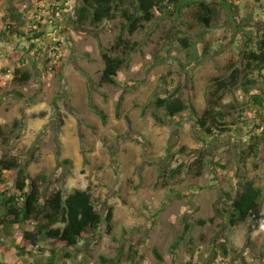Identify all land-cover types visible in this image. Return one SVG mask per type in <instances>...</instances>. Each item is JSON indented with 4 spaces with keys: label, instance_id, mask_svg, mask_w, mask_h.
<instances>
[{
    "label": "rangeland",
    "instance_id": "1",
    "mask_svg": "<svg viewBox=\"0 0 264 264\" xmlns=\"http://www.w3.org/2000/svg\"><path fill=\"white\" fill-rule=\"evenodd\" d=\"M235 1L242 17L252 21L250 28L261 34L264 0ZM76 8V0L24 3L28 21L35 18L37 10L45 19L47 35L38 44L41 50L27 52L30 44L25 41L16 48L17 41L12 46L0 44V156L18 157L44 193L61 190L67 195L69 189L77 187L99 200L103 215L109 206L115 208L116 241L102 228L72 250L71 262L61 259L65 264H101V257L110 261L107 264H188L191 256L187 246L172 250L187 222L192 225V250L197 254L193 264H210L224 236L220 233L222 219L216 216V208L221 206V189L214 165L208 164L202 178L187 174L172 183L180 193H190L184 199L160 184L157 186L162 163L159 157L166 156L168 148L178 153L187 147L199 149L209 157L217 156L226 165L227 190L236 194L239 176L240 190L253 192L260 206L259 219L250 217L228 232L229 255L219 254L214 264H264V147L260 158L250 161L241 172L237 163L239 153L256 129H244L206 145L191 121L162 125L152 117L155 97L171 92L176 84L184 85L185 99L190 88L195 87L197 108L202 111L207 107V96L213 89L210 80L223 75L230 60L238 58L239 39L231 14L225 13L204 37L201 29L179 24L176 30L185 33L180 35L189 40V50L173 41L174 23L170 19L157 18L134 35L126 34L136 50L128 68L120 73V79L131 86L122 89L98 87L105 67L100 47L108 49L114 45L122 20L85 30L73 24ZM54 50L58 51L56 55ZM205 50L208 55L202 56ZM157 54L164 58L163 62H156ZM17 56L29 59L24 69L33 74V81L27 85L12 82L11 73L21 60ZM7 57L11 58L9 62L5 61ZM195 58L201 62L193 70L185 72L178 67L179 62L189 65ZM60 62L62 71L57 76L50 71V65ZM12 91L22 93L24 98L6 94ZM90 99L107 113L106 124L90 108ZM234 100L247 102L241 90L227 95V103ZM259 114L255 117L260 118ZM244 116L248 119L249 114L245 112ZM13 188L15 178L2 185L0 192ZM210 219L213 222H208ZM199 221L207 224L201 226ZM28 228L32 231L34 225ZM18 234L19 230H14L10 239L0 232V241L12 244ZM155 248L164 262L154 256ZM49 249L46 246L43 255L36 251L30 261H45ZM131 250L138 251L140 258L131 260Z\"/></svg>",
    "mask_w": 264,
    "mask_h": 264
},
{
    "label": "trees",
    "instance_id": "2",
    "mask_svg": "<svg viewBox=\"0 0 264 264\" xmlns=\"http://www.w3.org/2000/svg\"><path fill=\"white\" fill-rule=\"evenodd\" d=\"M76 1L77 8L72 21L78 28L96 30L101 23L113 22L119 18L122 20L120 33L114 45L108 49L100 47V55L105 64L98 82L100 88L113 86L128 89L131 86L120 79L122 69L128 68L130 56L136 50V45L125 38L126 34L134 35L145 24H151L157 18L161 21L170 19L174 23L173 41L182 49L189 50L191 48L189 40L181 36L185 33L176 30L179 24L189 29H201V36L204 37L225 13L231 14V23L239 39L238 58L230 60L223 75L210 80L213 89L207 96V107L202 111L197 108L195 87L190 88L189 95L185 99L184 85L176 84L171 92L155 97L152 102L155 108L152 117L162 125L191 121L201 133L200 141L206 145L220 142L230 134H239L241 130L255 128L256 131L238 155L239 172L250 161L260 158L264 147V31L261 34L254 33L250 28L252 21L242 17L235 0ZM28 2L30 3L31 0H0L1 45L12 46L17 41L16 48L19 42L25 41L30 44L27 52L41 50L38 44L47 35L43 23L45 19L37 10L34 14L35 18L28 21L23 9L24 3ZM54 53L56 55L58 51L54 50ZM207 55L208 51H203L202 56ZM55 58L56 56L53 57ZM10 59L7 57L6 61L9 62ZM20 59L18 67L11 74L12 82L23 86L33 81V74L24 69L29 59L25 57ZM155 59L158 63L164 60L159 54ZM32 62L34 63L33 60ZM200 62V58H195L189 65L179 62L178 67L188 72ZM50 68V71L60 76L61 62L57 65L52 63ZM4 74H7V69ZM236 90H241L247 102L237 103L235 100L226 102L227 95ZM6 94H16L24 98L22 93L16 91ZM89 106L104 124L108 122L107 113L92 99ZM160 111L163 112L162 115L159 114ZM245 112L249 114L248 119L244 116ZM259 112L260 118H256L255 115ZM1 135L3 131L0 126ZM165 152H167L166 156L159 157L162 163L159 166L160 183L158 182L157 186L160 184L163 189L179 199H184L190 193L187 191L180 193L179 190L174 189L172 183L176 179L187 174L202 178L208 164L214 165L221 189V206L216 208V216L222 219L220 233L224 235L211 257L210 264H214L219 254L224 257L229 255L228 232L250 217L257 219L261 217L256 195L251 191L240 190L239 176L236 177V194L228 191L226 188L228 183L224 175L226 165L215 155L209 157L199 149L189 150L187 147L181 148L178 153H173L170 148ZM150 154L155 157L151 151ZM172 163L177 166L173 167ZM14 178L15 189L0 192V232L7 234L10 239L14 230L18 229L19 234L12 244L7 240L0 241V264H65L61 257L71 262L74 258L72 250L96 235L102 228L113 241H116L113 206H109L103 215L99 200H94L87 190L77 187L69 189L67 195L61 190L44 193L41 184L37 179L32 178L18 157L0 156V188ZM42 178L46 179V177ZM208 222H213V219ZM199 224L206 225L207 221H199ZM30 225H34V230H29ZM191 231L192 225L184 222L182 235L172 245V250L179 249L181 245L188 247L191 256L188 264H193L197 255L192 250L194 239L190 236ZM46 246L50 248L47 259L31 262L30 259L36 257V251L41 255L46 253ZM131 252L133 254L130 256L131 260L140 258L138 251L131 250ZM153 254L158 261L164 262L157 248L153 249ZM236 254L239 257L241 255L240 252ZM101 261V264L110 262L104 257H101Z\"/></svg>",
    "mask_w": 264,
    "mask_h": 264
},
{
    "label": "crops",
    "instance_id": "3",
    "mask_svg": "<svg viewBox=\"0 0 264 264\" xmlns=\"http://www.w3.org/2000/svg\"><path fill=\"white\" fill-rule=\"evenodd\" d=\"M6 61V60H5Z\"/></svg>",
    "mask_w": 264,
    "mask_h": 264
}]
</instances>
